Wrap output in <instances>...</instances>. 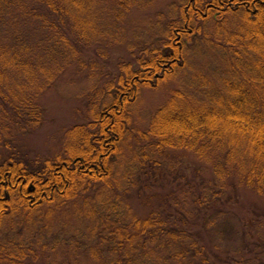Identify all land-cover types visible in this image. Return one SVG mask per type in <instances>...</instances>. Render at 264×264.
Here are the masks:
<instances>
[{
  "label": "trees",
  "instance_id": "16d2710c",
  "mask_svg": "<svg viewBox=\"0 0 264 264\" xmlns=\"http://www.w3.org/2000/svg\"><path fill=\"white\" fill-rule=\"evenodd\" d=\"M157 1L0 0V107L28 128L41 122V93L71 67L82 72L91 51L105 58L123 48L129 56L97 91L93 118L70 129L62 153H0V230L8 218L23 214L36 224L40 210L52 215L73 204L96 236L87 254L97 264H231L207 248L187 215H137L104 201L132 136L160 155L193 154L220 181L264 199V0H180L168 16L158 12L161 28L131 42L127 21ZM197 54L210 59L197 66ZM163 83L177 88L148 129H136L133 104L144 87ZM37 255L21 239L0 242V264H33Z\"/></svg>",
  "mask_w": 264,
  "mask_h": 264
},
{
  "label": "rangeland",
  "instance_id": "374dc122",
  "mask_svg": "<svg viewBox=\"0 0 264 264\" xmlns=\"http://www.w3.org/2000/svg\"><path fill=\"white\" fill-rule=\"evenodd\" d=\"M179 1L159 0L153 10L135 12L127 21L129 40L143 41L157 23L161 28L165 15L158 12L163 11L168 16L170 4ZM94 52L90 53L92 60L86 58L88 62L82 72L79 73L76 66L71 67L54 87L41 93L39 103L43 116L35 129L26 127L14 112L0 107V153L26 152L30 158L41 160L52 158L59 151L62 153L71 142L68 140L70 129L93 118L95 95L119 72L120 58L129 60L123 48L108 51L105 58ZM197 55V66L210 59ZM94 61H97L96 67L92 65ZM163 85L159 89L144 87L139 100L133 104L136 129L145 132L153 114L167 101L169 92L177 88L172 84ZM104 103H99L98 107ZM114 164L116 179L114 177L111 187L106 186L103 192L106 203L110 200L126 205L137 215L153 211H162L166 217L175 213L187 215L196 224L191 228L202 232L207 248L219 258L231 259V264H264L262 197L241 190L234 181H220L210 164L193 154L176 151L160 155L152 152L148 144H138L136 136L123 145L122 156L116 157ZM133 165L138 171L126 177ZM48 211L44 208L35 214L36 224L30 223L23 214L8 218L1 227L0 242L4 245L15 237L26 246L34 247L38 255L33 264H97L87 254L95 245L96 236L91 233L90 222L85 223L77 214L75 205H68L65 212L57 210L52 215L46 214Z\"/></svg>",
  "mask_w": 264,
  "mask_h": 264
}]
</instances>
